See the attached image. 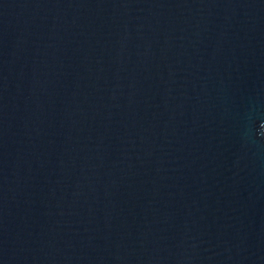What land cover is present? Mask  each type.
Returning <instances> with one entry per match:
<instances>
[{"label": "water", "instance_id": "1", "mask_svg": "<svg viewBox=\"0 0 264 264\" xmlns=\"http://www.w3.org/2000/svg\"><path fill=\"white\" fill-rule=\"evenodd\" d=\"M0 264H264V0H0Z\"/></svg>", "mask_w": 264, "mask_h": 264}]
</instances>
